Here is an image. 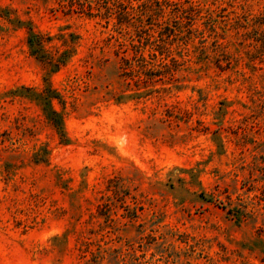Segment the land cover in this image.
Masks as SVG:
<instances>
[{"label": "rangeland", "instance_id": "obj_1", "mask_svg": "<svg viewBox=\"0 0 264 264\" xmlns=\"http://www.w3.org/2000/svg\"><path fill=\"white\" fill-rule=\"evenodd\" d=\"M0 264H264V0H0Z\"/></svg>", "mask_w": 264, "mask_h": 264}, {"label": "trees", "instance_id": "obj_2", "mask_svg": "<svg viewBox=\"0 0 264 264\" xmlns=\"http://www.w3.org/2000/svg\"><path fill=\"white\" fill-rule=\"evenodd\" d=\"M162 7V4L161 5H157V9L158 10H160L159 12L160 13H163V7ZM151 9V6H149V7H146V6H144V11H147V10H150ZM151 11V10H150ZM158 15H160V14H158ZM127 17L128 18V16H130V14H129V12L128 11H126V12H124V13H121V17ZM162 17V16H161ZM118 21H121V20H118ZM33 35H31L30 37H29V43L30 44H32L33 45V37H32ZM162 62H159V64H161ZM53 98H57V97H51L50 95H46L45 97H43V99L45 100V104L43 105V110H44V112H45V114H46V116L49 118V120H50V122H51V125L61 134V135H63V131H62V119H61V116L57 113V112H55V111H53L52 109H51V100L53 99Z\"/></svg>", "mask_w": 264, "mask_h": 264}]
</instances>
